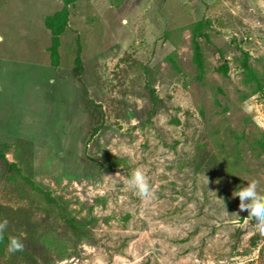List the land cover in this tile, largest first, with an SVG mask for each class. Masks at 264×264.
Returning a JSON list of instances; mask_svg holds the SVG:
<instances>
[{
	"label": "rangeland",
	"instance_id": "rangeland-1",
	"mask_svg": "<svg viewBox=\"0 0 264 264\" xmlns=\"http://www.w3.org/2000/svg\"><path fill=\"white\" fill-rule=\"evenodd\" d=\"M62 5L0 0V149L22 172L10 180L0 158V212L34 257L6 250L0 264H264V233L232 195L248 180L264 194V0H78L54 65L44 16ZM95 104L107 126L92 134ZM135 167L147 197L127 182Z\"/></svg>",
	"mask_w": 264,
	"mask_h": 264
},
{
	"label": "trees",
	"instance_id": "trees-1",
	"mask_svg": "<svg viewBox=\"0 0 264 264\" xmlns=\"http://www.w3.org/2000/svg\"><path fill=\"white\" fill-rule=\"evenodd\" d=\"M78 0H63V5L60 9H57L51 13H48L44 16V24L45 26L50 29L51 31V44L49 45L48 49L51 54L52 62L54 65H57L59 63V46L61 44V35L65 32L66 28L68 27V21H69V15H70V7ZM209 22H203V20H199L196 22L194 26L193 31V50H194V56L193 59L196 63L197 69L200 73L204 72L205 69V63H204V54L202 49V44L200 38L203 36H208L205 32L204 25L208 24ZM242 56H241V66L243 70L245 71V74L247 76H251L255 74L254 68L251 65L249 58L250 53L248 50H242ZM130 65H140L145 72H148L149 67L147 64L142 63L141 61L136 60L135 58H129L127 60H130ZM84 66L83 61L81 57V46L78 44L77 50H76V57H75V65L73 68V73L75 76L80 77L83 72ZM220 70L223 71L224 74H228L229 70V64L227 61L223 62L221 64ZM257 90H262L263 88V82L260 79L256 80ZM146 85L148 88H150L151 91V97L153 99V102L156 104L158 97L156 94V89L154 86H152V83L150 80H146ZM95 124L92 129V134L98 133L102 128L106 127V120H105V112L103 108L95 104ZM0 158L3 160L6 168L8 169L9 173V179H13L18 174L22 175V172L20 168L18 167L17 163L14 161H10L5 153L0 149ZM24 176V175H23ZM32 185L36 186L37 189L40 190V192L44 193L45 198L48 199V201L56 206L57 212L61 216V218L66 222V224L73 229L77 233H87L89 221L85 218H76L74 217L70 211L66 210V206L64 204V201L62 197H55L51 191L46 190L45 188L36 185L33 179L29 176H24ZM61 200V201H60ZM0 218L1 212H0ZM11 236L9 231L5 228L3 232H0V252L4 253L7 250V243L8 238ZM256 244V241L254 242ZM17 251H23L25 254L29 257H33L31 253L26 252L23 248ZM16 251V252H17ZM37 261V260H36Z\"/></svg>",
	"mask_w": 264,
	"mask_h": 264
},
{
	"label": "clouds",
	"instance_id": "clouds-1",
	"mask_svg": "<svg viewBox=\"0 0 264 264\" xmlns=\"http://www.w3.org/2000/svg\"><path fill=\"white\" fill-rule=\"evenodd\" d=\"M54 78H50L49 83H54ZM140 197H147L152 192L148 176L141 167H135L131 170L127 181ZM233 196L239 197V209L247 210V216L257 221L258 230L264 233V194L258 190L257 181L248 180L247 185L236 188ZM8 224L7 218H0V232L6 228ZM23 241L18 236H10L7 243L8 252H16L23 248Z\"/></svg>",
	"mask_w": 264,
	"mask_h": 264
}]
</instances>
